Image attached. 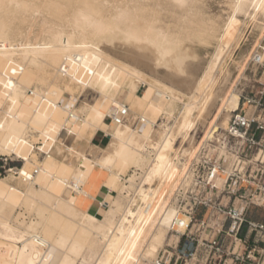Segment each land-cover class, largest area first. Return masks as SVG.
<instances>
[{
    "label": "bare ground",
    "instance_id": "bare-ground-1",
    "mask_svg": "<svg viewBox=\"0 0 264 264\" xmlns=\"http://www.w3.org/2000/svg\"><path fill=\"white\" fill-rule=\"evenodd\" d=\"M193 5L194 0H0V73H14L25 65L39 68L61 65L67 74L90 81L94 73L101 72L100 60L106 59L116 68L113 79H122L123 87L128 89L125 96L132 98L126 108L127 114L120 106L113 111L112 118H125L124 129L109 122L102 123L99 128L101 110L88 104L73 111L75 116H83L81 126L67 121L56 129H45L56 151L72 156L74 153L62 149L58 141L66 140L72 133L79 139L89 135L91 143L87 150L74 155L81 170H94L98 158L104 156L109 169H116L123 176L133 169L144 172L136 189L140 202L136 210L128 208L124 197L126 191L135 188L136 176L130 179L129 190L116 179L102 181L104 186L121 195L122 202L104 223H99L108 206L105 200L106 207L100 210L102 216L90 213L78 227L73 223L84 201H77L74 190L67 189L66 198H63L55 189L36 190L30 182L26 204L32 207L40 196L51 213L43 218V225L32 222L27 228L15 224L14 220L19 221L21 214L16 218L0 215V264H88L84 254H92L86 246L94 231L102 239L103 246L98 253L92 254L95 255L93 264H153L166 241L169 206L177 209L175 204L168 205L166 198L167 203L162 198L157 202L161 189L167 180H172L174 193L179 172L184 173L188 164L198 160L208 144L222 146L224 131L241 105V95L232 82L230 70L233 53L243 44L248 27L239 15L257 21L258 16L264 14V0H237L233 15L217 39L211 60L188 70L190 67L185 69L184 62L192 59L185 60L190 53L185 47L181 49L184 40L178 36H185L186 32L182 34L180 30L179 34L180 31L174 29L175 33L171 26L186 22L188 14L194 10ZM175 9L183 10L179 13L181 20L174 16L170 20L168 13L176 14ZM66 11H70L69 16L65 15L66 22L46 29L49 43L19 42L20 37L25 36L23 27L33 16L48 12L61 19ZM163 12H168V17L162 16ZM104 41L107 43L102 45ZM100 81L103 87L107 83L104 76ZM141 87H145L143 95H139ZM0 93V121L6 120L11 126L5 132L0 129V156H8L24 146L22 132L32 123L25 114L19 120L9 117L8 112L21 108L22 101L27 98L20 87L13 85L7 98L8 87L0 82ZM163 100H168V104L158 108L162 122L154 125L146 117V103L157 104ZM36 118L45 122L42 115ZM140 119V128L134 131L133 126ZM199 128L204 129L202 137L198 136ZM99 131L111 137L105 147L94 143ZM28 173L19 177L23 181L20 186L26 187L24 175ZM8 179L0 182V195L11 186L12 181ZM144 205L152 206L153 211L157 208V214L152 210L147 213ZM5 211L2 208L0 212ZM64 220L68 223L63 229L61 227V237L59 234L60 238L55 239V229L51 226H61ZM183 220L189 222V219ZM186 228L181 227L179 231L185 232ZM70 234H74L71 240L67 238Z\"/></svg>",
    "mask_w": 264,
    "mask_h": 264
},
{
    "label": "rangeland",
    "instance_id": "rangeland-1",
    "mask_svg": "<svg viewBox=\"0 0 264 264\" xmlns=\"http://www.w3.org/2000/svg\"><path fill=\"white\" fill-rule=\"evenodd\" d=\"M196 1L197 2L194 0L195 6L193 5L195 11H191V16L189 13V18H186L188 23L190 22V25L187 21L185 22L183 20L180 21L181 25L172 24L171 26L173 32L176 30H178V32L182 30L183 33L180 31L179 34H185L184 32L187 34H185V36L183 35L187 38V41H185L186 39H184L183 36H178L184 40V42L182 41L183 44L181 43V49H184L185 47L188 49L186 52L188 54L190 53L189 57L185 60L189 61L192 59L189 63L184 62L185 65L187 64L185 69L190 67L188 70L198 64L200 65L204 61V63H206L207 60H211V57L216 51L217 39L223 33L225 25L228 22L229 17L233 15L234 7L237 3V0ZM174 11L176 14L172 15L168 12H163L162 16L168 17V13L170 20L173 19L171 16H174V18L176 17V20H181L180 12H183V10L180 9L179 11V9H175ZM69 12L70 11L64 12L62 14L64 17L62 16L61 19H58L57 16L55 17L53 13L51 14L48 12H45L46 14L42 13V15L39 14L36 17L33 16L30 19V22H28L29 26L26 24V26L23 27V29H25L23 35L25 36H21L20 38L22 39H20V41L19 37L16 40L20 43H49L50 40H46V29L55 27V24L59 25L66 22L64 20H66L65 18L67 15H70ZM239 18L244 22L246 21L248 27L246 28L243 44L233 53L230 70L232 82H235V86L237 87L242 100L243 96L251 94L256 95L263 88L264 14H260L257 21H252L250 18L243 15H239ZM181 22H184V26H182ZM183 28L186 31H183ZM174 29L176 30L174 31ZM65 30L67 32L68 28ZM26 33L28 34L26 35ZM209 36L213 37L215 40L212 38L210 39ZM61 38L62 37H59L58 39ZM18 41L16 42L19 44ZM106 43V41L101 42L102 45ZM198 58H200L199 62H197ZM36 67L37 66L35 65H25L15 70V74L9 71L0 73V82L8 87L7 98H9L10 90L13 88V85L20 87L23 93L27 96V98L22 101L21 108H13L8 112L9 117L19 120L21 119L22 114H25L32 123L28 125L27 130L22 132L23 136L21 142L24 143V146L19 147L18 150L11 155L0 156V182L6 178H9V182L12 181V183L10 182L11 186L6 188V192L0 195V211L2 208H5L6 210L3 214L0 212V215L5 214L16 218L21 214L22 217H20L19 221H14L15 224H18L22 228L29 227L32 222L41 223V225L44 224L45 220H43V218L50 215L51 209L44 206V201L40 199V196L32 207L25 202L26 189L31 182L34 189H55L63 198H66L65 192L67 189L74 190L77 201L80 203L84 201V204L80 207L81 212H79L78 216L74 219L73 224L76 227L82 224L84 219H88V214H90V208L93 202L101 193H105L106 204H108V206L103 216L100 218V221H98L99 223H104L109 217L110 212L118 208V204L122 202V197L119 193H116V190L114 191L104 186L102 181L107 182L111 179H116L124 183V177L130 172L123 176L116 169L111 171L105 164L104 156L98 158L94 170H81L78 158L74 155L87 150L91 143V136L86 135L84 139H79L76 133H72L66 140L60 139L58 141L59 146L66 151L73 152L74 155L71 156L70 153L56 151L54 142L46 135L45 129H51L52 127L56 129L59 126L64 125L67 121H70L74 126H81L84 119L83 116H75L73 111L79 110L82 105L86 104L100 108L101 120L97 123V126L100 128L102 123H107L106 119L108 117H113L114 108L120 106L121 109L126 110L131 104L132 98L131 96H125L124 92H127L128 89L126 86L123 87L122 79L116 81L113 79L116 68L113 64L107 62L106 59L100 60L101 72L94 73L90 81H86L80 76H71L67 74L61 65H49L46 68ZM162 71L165 70L163 69ZM103 76L107 79V83L104 87L100 81ZM144 91L145 87H141L139 95H143ZM167 102L168 100H163L157 104H154L151 101L146 103V117L148 120H151L152 124L156 125L162 122V114L158 111V108L162 109L164 104H168ZM37 115H42L45 118V122H39L36 118ZM114 120L113 124L115 126H119L122 129L125 128L126 120L124 117L121 118L116 116L114 117ZM140 125L141 119L133 126V130H138ZM10 127V124L6 120L0 121V129L2 132L9 130ZM199 129L198 136L202 137L204 129ZM108 138L111 139V137ZM109 139L105 145H107ZM99 141L100 139L97 142ZM205 149H207L210 154L218 151L221 155L225 153L222 146H216L213 144H208ZM25 172H29L24 175L26 187L19 185L20 181H22L19 177ZM63 173H67V175H63ZM180 173L181 172H179V174ZM179 174H177L176 177ZM172 183V180H167L165 182L157 202L161 198L165 201L167 199L168 203L167 201L166 203L169 205L171 196H173L171 189L173 190L174 183L173 185ZM219 185L221 186V183H219ZM170 191L172 193H170ZM123 206H125V204ZM97 210L98 205L96 204L93 208V213ZM168 211L169 220L165 223L167 228L166 241L160 251L171 244V228L174 227L175 221L186 218L184 217L181 219L178 210L174 206H169ZM119 216L120 214L118 217ZM252 217L264 221V209L255 210L252 213ZM67 223L68 222L64 220V222L61 223V226L59 224H57V226H54V224L51 226V229H55L53 232V236L55 234V239L61 237V231L63 230L60 231V229ZM73 235L70 234L67 238L71 240L73 239ZM102 246V239L94 231L87 242L86 249L92 251L93 254L98 253L102 249ZM92 254L88 252L84 254V256L87 255L88 264H93L95 261V255ZM80 258L83 259V256Z\"/></svg>",
    "mask_w": 264,
    "mask_h": 264
},
{
    "label": "built area",
    "instance_id": "built-area-1",
    "mask_svg": "<svg viewBox=\"0 0 264 264\" xmlns=\"http://www.w3.org/2000/svg\"><path fill=\"white\" fill-rule=\"evenodd\" d=\"M262 86L256 95L243 96L224 132L225 153L210 154L204 149L200 158L176 177L179 182L169 205L175 204L180 218L189 222L175 221L171 244L160 251L153 264H264V221L252 217L255 210L264 209ZM106 121L115 120L108 117ZM143 174L133 169L124 177L128 190L130 179H137L135 188L124 194L132 210L140 204L136 189ZM104 203L105 199L98 202L99 210L106 207ZM144 208L157 214V208ZM184 226L185 232H180L178 228Z\"/></svg>",
    "mask_w": 264,
    "mask_h": 264
},
{
    "label": "crops",
    "instance_id": "crops-1",
    "mask_svg": "<svg viewBox=\"0 0 264 264\" xmlns=\"http://www.w3.org/2000/svg\"><path fill=\"white\" fill-rule=\"evenodd\" d=\"M99 135H101V137H100ZM97 137H99V138L97 139ZM99 139H100V141L97 142ZM107 139H108V138L106 137V135H105L103 132H99V133L96 135V137H95V141H94V143H95L96 145L100 146V147H104V145L106 144ZM96 140H97V141H96ZM104 199H105V193H101V194L96 198V200L93 202V204H92V206H91V208H90V213H91V214H94V215H96V216H98V217H101V216H102V212H103V211H100L99 208H98V210H97L95 213H93V208H94V206H95L96 204L98 205V202L103 201ZM105 200H106V199H105Z\"/></svg>",
    "mask_w": 264,
    "mask_h": 264
}]
</instances>
